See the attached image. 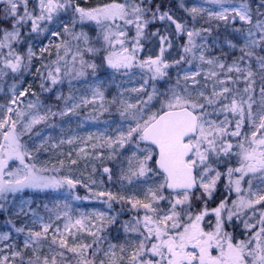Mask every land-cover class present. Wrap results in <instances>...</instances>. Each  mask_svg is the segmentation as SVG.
<instances>
[{
  "label": "snow or ice",
  "instance_id": "6c2138e0",
  "mask_svg": "<svg viewBox=\"0 0 264 264\" xmlns=\"http://www.w3.org/2000/svg\"><path fill=\"white\" fill-rule=\"evenodd\" d=\"M0 214V264H264V0H0Z\"/></svg>",
  "mask_w": 264,
  "mask_h": 264
},
{
  "label": "rangeland",
  "instance_id": "374dc122",
  "mask_svg": "<svg viewBox=\"0 0 264 264\" xmlns=\"http://www.w3.org/2000/svg\"><path fill=\"white\" fill-rule=\"evenodd\" d=\"M6 230H7V225L5 224V219H4L3 221H0V232L6 231Z\"/></svg>",
  "mask_w": 264,
  "mask_h": 264
},
{
  "label": "trees",
  "instance_id": "16d2710c",
  "mask_svg": "<svg viewBox=\"0 0 264 264\" xmlns=\"http://www.w3.org/2000/svg\"><path fill=\"white\" fill-rule=\"evenodd\" d=\"M4 219H6V217L3 214H0V221H3Z\"/></svg>",
  "mask_w": 264,
  "mask_h": 264
}]
</instances>
